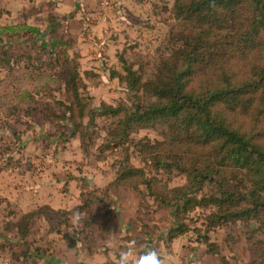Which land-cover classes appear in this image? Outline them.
Masks as SVG:
<instances>
[{"label": "rangeland", "instance_id": "rangeland-1", "mask_svg": "<svg viewBox=\"0 0 264 264\" xmlns=\"http://www.w3.org/2000/svg\"><path fill=\"white\" fill-rule=\"evenodd\" d=\"M172 5V0H0V26H35L52 41L48 18L58 23L55 34L79 62L86 106L80 137L87 148H81L79 135L72 136L68 123L58 118L63 111L58 102L68 100L60 70L37 51L38 42L26 43L22 36L12 40L6 55L0 53V264H117L119 251L130 247L138 253L155 248L166 264H221L217 256L205 253L192 232L167 242L175 221L170 208H160L128 188L103 193L126 160L151 170L137 155L139 140L167 137V125L157 124L130 134L114 148L107 128L136 105L153 100L127 90L111 72L124 74L122 57L143 81L156 73L172 54ZM102 104L119 108L120 116H100L95 111ZM167 183L179 186L184 177L174 174ZM80 192L91 200L96 224L84 228L81 223L73 232L71 216L63 212L80 204ZM41 206L50 210L30 222L29 234L21 241L9 225ZM206 212L189 214L188 225L199 226ZM243 232L237 223L209 232L208 238L229 264H248ZM60 233L75 242L72 249ZM85 234L92 239L89 249Z\"/></svg>", "mask_w": 264, "mask_h": 264}, {"label": "trees", "instance_id": "trees-1", "mask_svg": "<svg viewBox=\"0 0 264 264\" xmlns=\"http://www.w3.org/2000/svg\"><path fill=\"white\" fill-rule=\"evenodd\" d=\"M172 1L171 56L145 81L122 57L124 74L111 72L127 90L141 91L153 100L136 105L107 128L114 148L130 134L157 124L167 125V137L139 140L137 155L151 170L133 167L126 160L103 193L128 188L160 208H170L175 221L166 233L167 242L192 232L205 253L217 256L221 264L229 263L208 233L241 223L248 264H264V0ZM48 22L52 41H46L35 26H0V53L6 55L12 40L21 36L26 43L38 42L37 51L64 78L68 100L58 102L63 110L58 118L68 123L72 136L80 137L86 106L78 58L68 54L66 42L55 34V19L50 16ZM95 112L119 117L121 110L102 104ZM80 146L87 150L81 137ZM174 174L183 176L184 183L169 187L167 180ZM91 203L80 192V204L63 214L71 216L79 209L83 227L90 228L96 224ZM197 209L208 212L199 226H190L188 215ZM49 210L41 206L28 211L9 227L24 241L30 222ZM60 234L69 247L75 245L66 233ZM84 238L89 249L92 239L88 234Z\"/></svg>", "mask_w": 264, "mask_h": 264}, {"label": "clouds", "instance_id": "clouds-1", "mask_svg": "<svg viewBox=\"0 0 264 264\" xmlns=\"http://www.w3.org/2000/svg\"><path fill=\"white\" fill-rule=\"evenodd\" d=\"M82 222V213L75 209L71 213V231L75 232ZM109 237L113 234L109 233ZM117 264H166L165 259L155 248H145L142 252H136L135 248L121 249L117 256Z\"/></svg>", "mask_w": 264, "mask_h": 264}, {"label": "crops", "instance_id": "crops-1", "mask_svg": "<svg viewBox=\"0 0 264 264\" xmlns=\"http://www.w3.org/2000/svg\"><path fill=\"white\" fill-rule=\"evenodd\" d=\"M41 216H44V215H41ZM37 217H40V216H37ZM37 217H35V218H37ZM35 218H34V219H35ZM34 219H33V220H34ZM33 220H32L31 222H33ZM74 246H75V245H74ZM74 246H73V247H74ZM73 247H69V248L72 249ZM70 249H68V250H70Z\"/></svg>", "mask_w": 264, "mask_h": 264}]
</instances>
